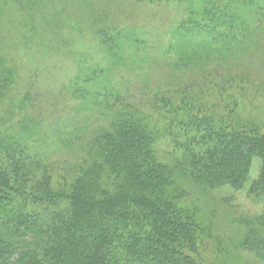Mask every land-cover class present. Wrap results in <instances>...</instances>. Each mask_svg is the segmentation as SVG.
<instances>
[{"label":"trees","instance_id":"1","mask_svg":"<svg viewBox=\"0 0 264 264\" xmlns=\"http://www.w3.org/2000/svg\"><path fill=\"white\" fill-rule=\"evenodd\" d=\"M216 9L190 7L175 64L188 73L216 62L228 75L199 71L198 85L186 79L155 91L149 108L158 119L132 103L116 109L119 93L113 105L101 103L111 117L90 139L95 165L47 164L0 127V264H227L236 250L264 261V217L243 219L244 235L224 248L198 196L243 190L260 159L250 190L264 197V131L237 115L251 88L264 87L245 64L264 36V0H228L226 22Z\"/></svg>","mask_w":264,"mask_h":264},{"label":"rangeland","instance_id":"2","mask_svg":"<svg viewBox=\"0 0 264 264\" xmlns=\"http://www.w3.org/2000/svg\"><path fill=\"white\" fill-rule=\"evenodd\" d=\"M227 1L0 0V127L18 135L33 155L48 156L47 164L74 170L95 165L91 138L107 126L103 115L111 117L101 103L113 105L119 93L116 109L132 103L158 119L149 108L155 91L179 87L186 79L198 85L199 71L228 75L216 62L195 65L188 73L179 72L175 64L178 43L186 40L176 31L191 16L190 7H217L212 15L226 22L229 16L222 10ZM258 36L257 53L245 63L251 62L247 68L253 70L254 82L264 77V36ZM207 37L213 34L192 39ZM245 64L236 71L246 70ZM211 84L205 80L202 85L211 89ZM248 94L239 104L238 118L264 131V87L251 88ZM217 97L212 91L208 100ZM159 147L161 153L171 150L168 141ZM262 165L254 160L243 190L198 193L224 248L231 249L244 235L245 226L239 224L243 219L264 217V197L250 190ZM234 254L236 259L227 264H264L246 252Z\"/></svg>","mask_w":264,"mask_h":264}]
</instances>
